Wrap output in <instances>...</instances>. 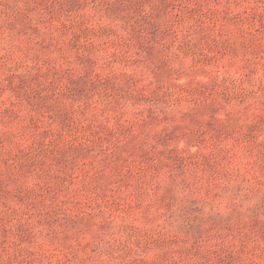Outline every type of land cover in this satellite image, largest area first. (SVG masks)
<instances>
[{"label": "rangeland", "instance_id": "1", "mask_svg": "<svg viewBox=\"0 0 264 264\" xmlns=\"http://www.w3.org/2000/svg\"><path fill=\"white\" fill-rule=\"evenodd\" d=\"M0 264H264V0H0Z\"/></svg>", "mask_w": 264, "mask_h": 264}]
</instances>
